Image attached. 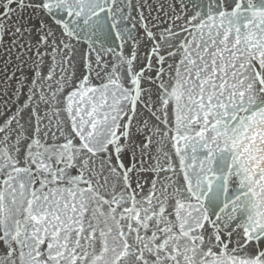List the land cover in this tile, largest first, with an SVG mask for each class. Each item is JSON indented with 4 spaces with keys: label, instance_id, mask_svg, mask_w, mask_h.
Listing matches in <instances>:
<instances>
[{
    "label": "snow or ice",
    "instance_id": "snow-or-ice-1",
    "mask_svg": "<svg viewBox=\"0 0 264 264\" xmlns=\"http://www.w3.org/2000/svg\"><path fill=\"white\" fill-rule=\"evenodd\" d=\"M0 264H264V0H0Z\"/></svg>",
    "mask_w": 264,
    "mask_h": 264
}]
</instances>
